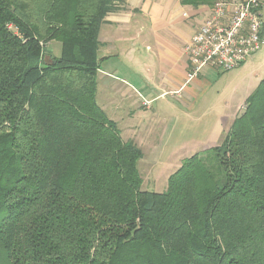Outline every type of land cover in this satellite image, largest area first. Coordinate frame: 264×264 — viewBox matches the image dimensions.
<instances>
[{
	"label": "trees",
	"instance_id": "trees-1",
	"mask_svg": "<svg viewBox=\"0 0 264 264\" xmlns=\"http://www.w3.org/2000/svg\"><path fill=\"white\" fill-rule=\"evenodd\" d=\"M119 2L0 0V264H264V79L219 145L143 190L142 151L96 102Z\"/></svg>",
	"mask_w": 264,
	"mask_h": 264
},
{
	"label": "crops",
	"instance_id": "crops-1",
	"mask_svg": "<svg viewBox=\"0 0 264 264\" xmlns=\"http://www.w3.org/2000/svg\"><path fill=\"white\" fill-rule=\"evenodd\" d=\"M207 14L206 7L192 9L179 0H120L105 16L98 33L96 102L117 125L121 137L123 132L134 133V128L153 125L162 129V135L171 134L176 128L169 121L173 116L198 123L204 118V114H197V108L201 90L213 71L206 70L187 82L189 66L184 47ZM54 44L57 56L60 46ZM255 55L241 66H247ZM260 81L254 74L249 78L241 90L244 102ZM145 101L149 102L146 107ZM240 108L231 117H212L203 136L190 141L189 150L199 144L204 145L202 150L219 145Z\"/></svg>",
	"mask_w": 264,
	"mask_h": 264
},
{
	"label": "rangeland",
	"instance_id": "rangeland-1",
	"mask_svg": "<svg viewBox=\"0 0 264 264\" xmlns=\"http://www.w3.org/2000/svg\"><path fill=\"white\" fill-rule=\"evenodd\" d=\"M262 8V20L264 22V7ZM45 51L54 55L56 51L54 42L47 44ZM253 74L261 80L264 79V46L249 60L247 66H240L221 74L213 72L211 78H208V83L201 90L202 100L197 108L198 115H205L204 118L200 119V123L195 122L196 120H177L173 116L172 119L169 118V121H171L172 127L176 124V128L168 135H162V129L155 127L156 125L147 129L145 127L134 128V133L133 131L127 134L123 132L122 140L132 142L142 151L143 157L137 167L143 182V190L156 193L163 192L167 187L168 177L179 168L184 159L195 153L209 150H202L204 145L199 144L194 146L196 147L194 149L197 150L192 148L193 151H190V141L194 137L199 139L203 136V133L212 124V117H231L241 107L237 116L240 115L244 108V94L241 93V90L246 88L247 81ZM203 110L207 111L204 112ZM191 123L194 126H191Z\"/></svg>",
	"mask_w": 264,
	"mask_h": 264
},
{
	"label": "built area",
	"instance_id": "built-area-1",
	"mask_svg": "<svg viewBox=\"0 0 264 264\" xmlns=\"http://www.w3.org/2000/svg\"><path fill=\"white\" fill-rule=\"evenodd\" d=\"M263 3L264 0L215 2L184 47L189 66L187 82L206 70L230 72L264 46Z\"/></svg>",
	"mask_w": 264,
	"mask_h": 264
}]
</instances>
